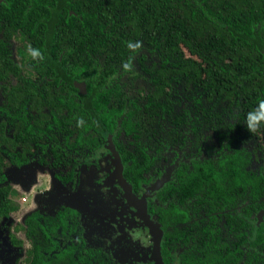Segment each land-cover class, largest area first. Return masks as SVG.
<instances>
[{
	"label": "flooded vegetation",
	"instance_id": "flooded-vegetation-1",
	"mask_svg": "<svg viewBox=\"0 0 264 264\" xmlns=\"http://www.w3.org/2000/svg\"><path fill=\"white\" fill-rule=\"evenodd\" d=\"M20 41L15 38L10 44L15 72L19 71V76L9 74L12 84L21 77L25 81L32 78L28 74L32 57L28 51L20 55L18 47L28 46ZM53 41L60 61L79 58L74 52L88 60L94 56V44H74L63 34ZM182 48L184 59L193 62L181 63L170 72L166 105H151L147 96L155 78L138 72V64L136 72L122 68L113 72L109 64L102 63L96 73L87 74L95 86L107 89L110 100L122 94L126 99L124 114L112 124L98 122L89 113L82 118L75 108L70 115L67 107L58 119L66 118L56 120L59 110L48 105L40 110V102L30 94L15 106L2 88L4 81L0 82V190L10 193L0 200V223L21 209L14 199L20 194L9 179L12 169L26 171L38 164L53 180L39 188L37 204L10 233V244L17 252L12 264H264V123L255 131L245 124L246 114L264 99V77L253 85L247 77L246 90L239 84L241 74L227 70L233 79L223 76L213 85L205 74L202 51L194 55ZM34 62L41 72H36L39 82L56 85L51 64L42 69L48 65L44 59ZM81 78L75 76L73 88L64 93L66 101L76 106L91 88L86 77ZM18 117L25 122L30 138L25 141L31 143V150L23 145L11 150L1 142V135L13 141ZM230 153L245 159L244 168L238 170L242 175L238 186L219 175L228 169ZM201 168L220 180L226 196L220 198L219 181L207 196L211 184L196 191V185L208 177ZM180 172L188 181L184 189ZM88 176L99 186L103 181L114 183L144 229L132 228L124 217L96 214L93 209L101 205L96 196L105 195L86 194ZM210 217L216 222L206 223L210 226L205 230ZM159 231L158 250L155 238ZM138 236L149 244V253L142 248L122 253L126 243L137 241ZM49 239L51 251L44 249ZM132 254H138L140 262H134Z\"/></svg>",
	"mask_w": 264,
	"mask_h": 264
},
{
	"label": "trees",
	"instance_id": "trees-1",
	"mask_svg": "<svg viewBox=\"0 0 264 264\" xmlns=\"http://www.w3.org/2000/svg\"><path fill=\"white\" fill-rule=\"evenodd\" d=\"M0 30L3 31L0 38V82L4 81L2 88L6 89L8 97L10 95L9 101L19 106L18 99L30 94L32 99L40 102V110L47 105L57 108L56 120L66 118L58 119L65 107L70 115L75 108L78 115H83L82 118L89 113L96 121L102 119L109 124L124 114L127 102L123 94L118 96V100H110L107 89L95 86L93 78L87 75L96 73L102 63L109 64L113 72L119 68L136 72L139 68H135V64H138L141 66L138 72L149 74V78L154 76V86L147 96L152 106L166 105L169 94L166 85L170 72L181 63L193 62L184 59L182 47L188 48L194 55L202 51L205 74L213 85L214 82L218 84L223 76L233 79L227 70L241 74L239 84L246 90L249 88L244 83L247 77L253 79L251 85L264 77V0H4L0 2ZM61 34L67 40L75 41L74 44L96 45L92 59L80 58L82 54L74 52L79 58L60 61L53 48V39L59 40ZM15 38L27 44V47L40 50L38 58L48 63L42 69L51 64L52 74L57 75L56 85L39 82L41 79L36 72H41L35 67L34 58L29 64L30 80L25 81L21 77L15 84L8 80L11 72L19 76V71L15 72V61L11 58L13 51L10 44ZM27 47L24 50L21 45L18 47L20 55L26 56ZM158 60H162V63ZM148 61L152 62L151 66H148ZM125 64L129 65L127 69L124 68ZM190 70L193 71L192 65ZM75 76L86 77L91 87L87 94H82L83 103L77 106L66 101L64 95L70 87L73 88ZM44 117L50 119L48 115ZM82 126L79 125V128ZM24 127L23 118L18 117L13 141L1 135V142L8 144L11 150L18 145L31 150V143L25 141L30 138ZM84 129L85 126L83 132ZM65 130H68V126ZM58 155L60 151L56 152V157ZM228 158V169L219 175L238 186L242 176L238 170L244 168L245 159L238 153H230ZM179 174L184 189L188 181L184 179V173ZM203 174L210 178L205 177L204 182L197 184L196 191L205 184H211L207 196L214 192V183L219 181L220 198L226 196L222 194V189L226 188L220 184V180L205 172ZM9 194V190H0V200ZM215 222L216 219L210 217L204 224L213 225ZM210 224H206L205 230H209ZM51 243L52 239H49L44 249L51 251Z\"/></svg>",
	"mask_w": 264,
	"mask_h": 264
},
{
	"label": "rangeland",
	"instance_id": "rangeland-1",
	"mask_svg": "<svg viewBox=\"0 0 264 264\" xmlns=\"http://www.w3.org/2000/svg\"><path fill=\"white\" fill-rule=\"evenodd\" d=\"M23 170L12 169L9 174V179L12 181L14 188L20 194V196L15 195L14 199L21 206V209L0 223V264H12L17 252L10 244V233L13 231L15 225L21 221L22 218L37 204L36 194H40L39 188L41 186L45 187L44 184L51 185L53 183L52 174L49 171H44V169L38 164L32 165L26 171ZM85 170H89L88 166L85 167ZM86 181H89V183H85L86 194H89V192H101L105 195L103 196L97 194L96 196L97 200L101 204L100 207L93 209L96 214L106 212L114 215L118 219H123L124 217L132 228L136 227L139 229V227H141L144 229L143 225H140L135 220L133 211L125 203L122 193H118L114 183L111 181H103L99 186L91 181L90 176L86 178ZM87 199L89 198L85 196V200ZM38 200L44 201L45 199L39 198ZM47 207L48 209L51 208L48 204ZM142 233L144 237V230ZM136 239L137 241L134 242L128 241L126 246L123 248L122 253L127 251L134 252L136 248H142L144 253H149V244H144V241L141 242V236L136 237ZM131 256L134 262H140L141 259L138 254H132Z\"/></svg>",
	"mask_w": 264,
	"mask_h": 264
},
{
	"label": "clouds",
	"instance_id": "clouds-1",
	"mask_svg": "<svg viewBox=\"0 0 264 264\" xmlns=\"http://www.w3.org/2000/svg\"><path fill=\"white\" fill-rule=\"evenodd\" d=\"M27 51L29 55L34 59L40 57L41 55L40 50L36 47L29 46L27 48ZM128 67V64L124 65L125 69H127ZM80 123H82V120L78 119L77 124L79 125ZM262 123H264V99H261L257 102L256 107L246 114L245 119L246 127L250 131H255L261 126Z\"/></svg>",
	"mask_w": 264,
	"mask_h": 264
},
{
	"label": "water",
	"instance_id": "water-1",
	"mask_svg": "<svg viewBox=\"0 0 264 264\" xmlns=\"http://www.w3.org/2000/svg\"><path fill=\"white\" fill-rule=\"evenodd\" d=\"M3 0H0V2H2ZM161 235H162V232L159 231L157 232V236L155 238V241L158 243V250H159V244L161 243Z\"/></svg>",
	"mask_w": 264,
	"mask_h": 264
}]
</instances>
